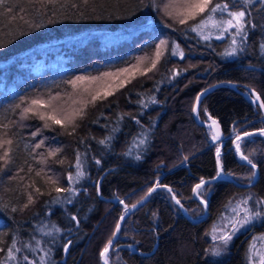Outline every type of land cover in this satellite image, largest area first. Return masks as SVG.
<instances>
[{"label":"trees","instance_id":"16d2710c","mask_svg":"<svg viewBox=\"0 0 264 264\" xmlns=\"http://www.w3.org/2000/svg\"><path fill=\"white\" fill-rule=\"evenodd\" d=\"M169 2L0 0V124L9 125L5 138L13 141L5 145L11 149L8 163L0 160V248L6 250L13 235L18 246L34 244L35 236L52 249V264H100L99 253L123 211L116 197L131 206L157 182L177 194L189 219H198L203 216V208L193 198L192 188L201 177L208 179L216 174L218 146L232 182L213 181L211 187L203 189L198 198L206 199L205 219L192 223L169 193L158 189L122 222L108 261L247 264L249 245L254 236L264 233V223L238 232L227 252L220 256L206 255L205 250L213 247V227L223 229L227 223L222 217L231 215L225 208L230 200L235 202L248 195L253 199L264 197V136L255 135L242 145L245 155L252 154L258 171L255 182L246 188L237 185L249 184L252 169L240 161L232 143L234 128L242 135L243 131L264 127L259 108L242 95L249 88L264 102V55L260 51L264 28L259 27L264 25V9L259 3L250 9L258 27L250 30L246 52L225 57L222 53L229 39L213 36L204 41L195 32L187 31L201 17L179 24L166 15V11H172L165 8ZM147 22L151 23L149 27L142 26L117 42H72L83 33L114 34ZM205 31L215 32L210 26ZM161 40L168 43L152 68L155 48ZM174 44L179 45L176 55L172 54ZM179 51H183V58ZM143 57L147 58L138 63V58ZM119 68L130 71L91 84L85 82L83 87H88L91 94L100 93L95 102L83 87L74 90L68 83L77 76H99ZM121 81H125L122 87ZM215 84L222 86L200 94ZM105 90L112 94L105 97ZM198 95H202L197 106L198 120L206 122L209 116L215 119L226 137L222 142H213L210 130L194 123L191 110ZM38 96L45 101L56 97L51 107L41 111L51 112L54 108L65 114L83 108V115L65 127L50 128H44V121L31 113L28 119H21V110L27 104L15 106ZM150 97H155L157 103L142 107L139 101L147 103ZM132 116L141 121L147 141L132 147L131 155H125L133 138L142 131ZM116 127L120 130L113 134ZM37 128L42 129L41 134L33 137L31 133ZM4 131L0 128V134ZM109 135H114L109 145L99 143ZM41 139L45 144L36 149L34 145ZM57 148L60 151L56 156L48 155L49 150ZM77 153L84 161L85 175L72 185L77 191L73 203L68 204L64 202L68 193H57L55 189L69 187L68 176L76 173ZM137 155L140 159H136ZM97 159L100 165L95 163ZM71 215L78 217V227L76 221L70 220ZM52 224L63 230L55 235V243L54 237L37 231L42 225ZM69 238L73 243L65 253L62 246ZM3 255L0 252V257Z\"/></svg>","mask_w":264,"mask_h":264},{"label":"snow or ice","instance_id":"6c2138e0","mask_svg":"<svg viewBox=\"0 0 264 264\" xmlns=\"http://www.w3.org/2000/svg\"><path fill=\"white\" fill-rule=\"evenodd\" d=\"M256 3H259L264 9V0H182L180 3H176L175 0H170L168 4L165 5L166 9H172V11H166V15L170 18L178 20L179 24H187L189 20H197V17H201L197 23L192 24L187 31L195 32L200 39L208 41L211 38L223 40L229 39L228 47L222 53L225 57H236L238 55L244 54L247 49L248 37L250 30L255 29L258 25L253 21L251 8L255 6ZM175 13V15H174ZM52 22V21H49ZM36 25L35 27H39ZM215 30V32L208 31L205 29L208 27ZM259 27L264 28V25H259ZM166 40H161L159 44L156 45L154 58H152L151 66L155 68L160 57L164 54L162 51L163 46L167 45ZM179 45H175L172 48V54H177V49ZM261 54L264 55V43L260 44ZM179 55L183 58V51H179ZM147 57L138 58V63L146 59ZM138 65H132V68H137ZM150 69H145L149 71ZM129 68H119L116 72H103L99 76H77L75 79L69 81L68 83L72 86L74 90L77 88L83 87L85 82L91 84L94 81H101L104 77H119L122 74L129 73ZM179 73H173V75H178ZM125 81L120 82L122 87ZM83 91L91 95V101L95 102L99 97L100 93L96 92L91 94L88 87H83ZM208 90L205 89V92ZM111 91H104V96L111 95ZM250 98H254L252 102L255 104L260 101V96H258L254 91L247 93ZM56 99V97H50L48 101L41 99L39 96L33 98L30 101L27 99L21 100L20 104H17L16 108H21V105L27 104L23 107L20 113L21 119H28V114L31 113L33 116L38 117L41 121H44V128H50L52 125H60L65 127L68 124H71L77 116L83 115V108L74 110L71 113L59 114L53 108L51 112L41 111L42 108L51 107V100ZM202 95L196 97L197 105L193 106V112L197 113V106L201 102ZM140 105L144 108H147L149 104L157 103L155 97H150L149 101L146 103L143 99L139 101ZM258 108L264 110V102L258 104ZM207 113V109H205ZM137 125L141 128V133L133 138V144L129 148V151L125 155H131L132 147H140L144 145L147 141V135L143 132V125L141 121L136 117H131ZM123 119V117H121ZM211 123L208 125L210 130L211 140L217 142L220 140V130L218 122L213 119L211 116L208 117ZM49 121L51 123H49ZM201 123H204L201 121ZM0 128H3L5 131L0 134V149L3 150V155H0V160H3L5 164L8 163L9 152L11 151L10 147H5V145H12L13 141L11 139H6L7 129L9 128L8 124H0ZM119 127L113 128V134L118 132ZM42 129L37 128L36 131L32 132L31 135L36 137L41 134ZM236 132L235 139L232 141L235 146V151L239 155V158L243 161H246L248 165L251 166V174L247 178L249 185H252L255 181L257 175L256 168L257 164L253 161L252 154L245 155L242 151V145L255 135L264 136V127H261L256 132L243 131L242 135L234 128ZM114 139V135L106 136L104 139L99 141L102 145H109ZM45 144V141L41 139L39 142L35 143L34 147L36 149L41 148ZM60 149L49 150V156H56L57 152ZM216 157H217V171L214 176L209 179L203 177L200 178L199 183L195 184L192 188V193L196 197L203 195V189L206 187H211L213 181H230L232 174L225 172L222 159H221V149L216 147ZM136 159H140V156L137 155ZM187 160V157H185ZM97 165L101 164V161L97 159L95 161ZM84 166V161L81 158V155L77 153L76 163L74 167L76 168L75 176L69 174L68 181L69 187L67 189H61L57 187L55 191L60 193L66 191L68 196L64 198V202L71 204L73 203V197L76 195V189L72 187L73 184L78 183L79 180L84 177L85 172L82 170ZM39 175V173H37ZM97 194H100V182H96ZM158 189H165L169 194H171V200L174 201L175 205H179L183 208L181 200L177 198V194L167 185H163L159 182L155 183L152 187H149L147 192L138 200L135 204L131 205V209L125 203L124 200L116 197L119 200V203L123 205V211L120 215L119 220L116 222L115 230L112 233V238L108 240L105 244L102 251L99 253L100 257L103 260V264H109L108 254L112 248L115 237L122 230V222L126 220L127 216L131 213L132 209H136L138 205H142L143 202H146L153 193ZM29 203L32 202V197L28 198ZM59 202V197L56 198ZM201 204H207L206 199L200 200ZM28 205H25L27 207ZM226 211L231 215L224 216L222 219L226 220L227 223L224 225L223 229H217L215 226L212 229L211 238L214 242L213 247L205 250V254H211L213 256H220L222 253L227 252L228 246L232 241L233 237L241 231V229H247L252 227L255 223L261 222L264 223V197H258L253 199L252 195L243 197L235 202L229 201L225 206ZM12 211L15 212L16 208H12ZM155 215V214H154ZM71 221H76V226H79V220L76 215L70 216ZM42 235L54 237L53 243H55V235L62 233V229L52 224L42 225L37 229ZM69 233L71 229L68 230ZM34 244L24 243L22 246H18V240L15 235L12 237V242L7 246V249L0 248V252L4 253L3 257H0V264H52L51 262V252L52 249L48 247L42 240L37 239L35 236L32 238ZM264 239V234L257 237L254 236L253 240ZM73 241L69 238L66 243L63 244V251L67 253ZM128 247H133L129 245ZM30 253V255H29ZM247 264H264V251L257 249L256 245L250 244L247 253Z\"/></svg>","mask_w":264,"mask_h":264},{"label":"rangeland","instance_id":"374dc122","mask_svg":"<svg viewBox=\"0 0 264 264\" xmlns=\"http://www.w3.org/2000/svg\"><path fill=\"white\" fill-rule=\"evenodd\" d=\"M150 25H151V23H149V22L144 23V24L140 23V24H136L134 26L126 27L124 30H122L118 33H114V34L83 33V34H80L77 38L72 39V42H74L75 44H77V43L79 44V43H82V42L87 41V40H97L100 44L113 43V42H117L119 40L128 38L131 34L135 33L136 30L142 26L149 27ZM255 224H260V222H257ZM260 225H262V224H260ZM262 229L264 230V224H263ZM242 230H244V229H241V231ZM262 234H264V233H262ZM253 243L256 245L257 249L264 251V239L253 240L252 244Z\"/></svg>","mask_w":264,"mask_h":264},{"label":"water","instance_id":"95a60500","mask_svg":"<svg viewBox=\"0 0 264 264\" xmlns=\"http://www.w3.org/2000/svg\"><path fill=\"white\" fill-rule=\"evenodd\" d=\"M220 86H222V84H215V85H212V86H209V87H207V88H205V89H207V90H210V89H213V88H216V87H220ZM227 86L228 87H231L232 86V84H227ZM205 89H203L201 92H200V94H203L204 92H205ZM246 89V91H247V93H249V92H252L253 90H251V89H249V88H245ZM255 92V91H254ZM247 93H244V94H242L243 95V97L244 98H246L247 100H249L250 101V103L252 104V105H255V106H257L258 107V104L259 103H261V101H258L257 103H253L252 102V100L254 99V98H250L248 95H247ZM256 93V92H255ZM194 105H197V101H196V99H195V101H194V104H193V106ZM192 109H193V107H192ZM260 110V112H261V115L263 116V118H264V110H261V109H259ZM191 116H192V119H193V121H194V123L197 125V126H200V127H204V128H206V129H208L209 130V128H208V125L211 123V121L210 120H207L206 122H204V123H201V121H199L198 120V118H197V115H196V113H194L193 112V110H191ZM219 130H220V128H219ZM253 132H256V131H253ZM258 135V134H257ZM226 139V137H224L223 136V134H222V132H221V130H220V142H222L223 140H225ZM235 139V138H234ZM233 139V140H234ZM234 151H235V147H234ZM236 152V151H235ZM237 154V153H236ZM237 156H238V158H239V155L237 154ZM240 159V158H239ZM263 159H264V151H263ZM240 161L243 163V164H246V165H248L247 164V162L246 161H243V160H241L240 159ZM250 166V165H249ZM251 167V166H250ZM256 173H257V175H256V177H255V180L257 179V176H258V171H257V168H256ZM209 179V178H208ZM207 180V179H206ZM231 181V180H230ZM248 186H250L249 184L248 185H244V186H241V187H248ZM170 196H171V194H169ZM192 196H193V198H195V200L196 201H198L199 203H200V200H198L194 195H193V193H192ZM140 200V199H139ZM174 202V201H173ZM145 202H143L142 203V205L144 204ZM135 204V203H134ZM133 205V204H132ZM142 205H138V207H140V206H142ZM200 205L202 206V208H203V216L201 217V218H199V219H196V220H192V219H189L188 217H187V215H186V213H185V211H184V209L183 208H181L180 207V210H181V213H182V215L184 216V217H186L189 221H191L192 223H198L199 221H201V220H203L205 217H206V215H207V207L205 206V204H201L200 203ZM137 207V208H138ZM136 208V209H137ZM129 209H131V206H129ZM136 209H132L131 210V213L133 212V211H135ZM119 218H120V216L118 217V220H119ZM117 220V221H118ZM114 230H115V228H114ZM113 230V231H114ZM111 238H112V236H111ZM115 239H116V237H115ZM154 249V248H153ZM99 262H100V264H103V260H102V258L100 257V255H99Z\"/></svg>","mask_w":264,"mask_h":264},{"label":"bare ground","instance_id":"6f19581e","mask_svg":"<svg viewBox=\"0 0 264 264\" xmlns=\"http://www.w3.org/2000/svg\"><path fill=\"white\" fill-rule=\"evenodd\" d=\"M230 182H232V181H230ZM254 182H255V181H254ZM254 182H253V183H254ZM236 185H237V184H236ZM245 185H248V184H245ZM237 186H240V187H241V186H244V185H237ZM250 186H251V185H250ZM244 188H246V187H244ZM195 197H196V196H195ZM196 198H197L198 200H200L198 197H196ZM194 199H195V198H194ZM197 202H198V201H197ZM206 207H207V206H206ZM138 208H139V207H138ZM183 209H184V208H183ZM184 211H185V210H184ZM130 214H131V213H130ZM130 214H129V215H130ZM206 216H207V215H206ZM200 218H201V217H200ZM198 219H199V218H198ZM204 219H205V218H204ZM192 220H196V219H192Z\"/></svg>","mask_w":264,"mask_h":264}]
</instances>
